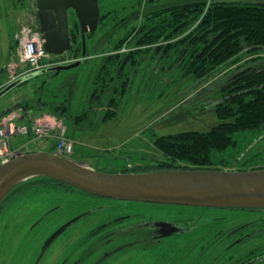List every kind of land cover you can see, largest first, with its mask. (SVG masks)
I'll return each instance as SVG.
<instances>
[{"label":"rangeland","instance_id":"1","mask_svg":"<svg viewBox=\"0 0 264 264\" xmlns=\"http://www.w3.org/2000/svg\"><path fill=\"white\" fill-rule=\"evenodd\" d=\"M135 1L100 0L99 27L92 40L85 42L88 57L69 54L54 61L68 65L85 60L86 65L61 71L56 77L42 74L31 78L0 99V111L24 99L32 102L39 86L43 87L45 96L50 92L55 96L52 99L43 95L44 103L58 102L62 96L58 90L64 89L67 92L64 95L69 94L71 82L76 79L78 87L74 89L73 97L66 99L68 110L64 115L68 138L75 143V161L95 170L113 172L136 171L161 164L193 166L196 159L192 158V152L184 156L172 155L163 150L159 141L181 133L211 131L219 123L211 106L194 115L188 111L189 107L181 106L188 102L192 106H199L201 102L207 105L208 99L212 105L211 97L215 98V90L225 76L240 66L262 61L264 53L241 56L217 70L191 92H181L175 100L172 97L177 87L170 94L167 90L158 91L161 88L155 87L157 84L152 86L143 73L148 85L142 89L143 83L140 85L138 78L133 76L117 116L103 123L100 117L104 114L98 112L97 119L86 120L83 106L91 85V73L96 68L90 58L131 51L123 38L139 23H128L117 31L116 26L119 22L125 24L128 19L125 17L132 11L127 10V6L136 5ZM0 2L4 4L0 16L4 19L3 25L14 28L15 36L31 38L39 34L33 0ZM142 2L145 7L150 3ZM208 6L207 2L206 9ZM159 17L164 19L165 15ZM183 17L187 19L189 15L185 13ZM111 33H115L114 38L109 36ZM120 42V48L114 49ZM254 66L264 67L260 63ZM75 118L81 120L74 123ZM254 138L233 137L235 144L226 149L204 152L200 167L229 171L264 169V145L258 144L259 139L253 143L249 141ZM21 142L26 144L24 152H50L52 146L50 141L29 142L28 138H21ZM32 180L47 183L34 182L31 187L27 186L26 183ZM29 181L17 185L0 203L3 207L0 208V264H72L82 259V264H245L243 259L251 260L248 264H264L260 259L264 258L261 256L264 253V215L111 200L54 185L47 179ZM155 220L187 228L157 242L148 239L142 228ZM252 252L259 254L253 256ZM254 257H259V263Z\"/></svg>","mask_w":264,"mask_h":264},{"label":"trees","instance_id":"2","mask_svg":"<svg viewBox=\"0 0 264 264\" xmlns=\"http://www.w3.org/2000/svg\"><path fill=\"white\" fill-rule=\"evenodd\" d=\"M145 1L150 2L148 7L143 6L142 0L135 1L136 5H128L127 10H132L130 15L125 17L128 19L125 24L119 22L116 26L117 31V29L125 28L128 23L136 21L139 23L123 38L127 40V46L131 51L107 53L104 56L90 58L96 68L91 73V85L86 96V104L83 106L84 119L95 120L99 117L97 113L103 112L104 115L100 119L104 123L117 116L122 108V101L130 90L129 82L133 80V76L138 78L140 85L143 83L142 89L147 88L146 81L152 82V86L157 84L155 87L161 88L158 91L167 90L169 94L173 88L177 87L172 97L175 100L181 92H184L183 94L191 92L200 83L210 79L217 70L234 63L241 56L256 52L264 53V0L213 2L194 0L192 3L191 0H161L157 4L153 2L155 0ZM207 2L209 6L206 9ZM185 13L186 16L189 15L187 19L183 17ZM161 15H165L164 19L159 17ZM183 34L185 35L182 38H178ZM121 44L122 42L117 44L114 49H119ZM78 46L80 48V45ZM86 51L85 44L84 52L88 57ZM255 63L264 66V59L240 66L236 71L225 76L221 85L215 90L216 93L213 95L215 98L211 97L214 100L212 105L208 99L207 105L201 102L199 106L194 104L192 106L188 102L181 106L189 107L188 111L191 115L211 106L219 120L218 125L211 131L181 133L159 141L163 144V150L166 153L184 156L192 152V158L196 159L195 165L177 167L161 164V166L132 170V172L215 170L200 167L204 161L203 153L226 149L235 144L233 137L242 136L247 140L255 136L253 140L251 139L252 141H249L253 143L255 139H259L258 144L264 145V67L258 68L254 66ZM81 65H86L85 60L81 62ZM130 68V71H126ZM143 73L148 80H144ZM72 81L70 88L72 93L64 95V89L58 90L62 94L58 102L44 103L42 101L44 90L42 86H39L34 91L35 98L32 102L24 99L13 107L35 109L43 105L34 116L48 113L65 122V110H68L66 99L68 96L73 97L74 89L78 87V84H75L77 80ZM50 95L52 92L48 93V96L55 99V96ZM40 100L42 102H39ZM8 110L9 108L6 112ZM2 115L3 113H0V117ZM79 120L81 119L75 118L74 123ZM216 170L222 171V169ZM34 179L48 180L49 178ZM206 209L264 215V211ZM258 254L251 253L253 256ZM261 256H264V253ZM254 258L259 263V257ZM260 259L264 261L263 257ZM248 261L251 260L243 259V262Z\"/></svg>","mask_w":264,"mask_h":264},{"label":"water","instance_id":"3","mask_svg":"<svg viewBox=\"0 0 264 264\" xmlns=\"http://www.w3.org/2000/svg\"><path fill=\"white\" fill-rule=\"evenodd\" d=\"M35 4L43 48L48 54L60 56L69 49L68 9L73 10L82 29L94 32L97 27L98 0H35ZM82 41L84 50L85 39ZM81 62L60 64L25 75L4 87L0 99L31 78L45 73L56 77L61 71L79 67ZM34 178H49L83 193L111 200L264 211V169L109 173L45 151L19 153L0 165V203L17 185ZM171 233L173 230L169 228L164 236Z\"/></svg>","mask_w":264,"mask_h":264},{"label":"built area","instance_id":"4","mask_svg":"<svg viewBox=\"0 0 264 264\" xmlns=\"http://www.w3.org/2000/svg\"><path fill=\"white\" fill-rule=\"evenodd\" d=\"M18 47L12 51L4 64L5 79L0 89L17 79L48 67L55 66L53 57L43 48L38 35L31 38H16ZM22 107H13L0 117V165L22 152L26 144H18V138L29 142H52L50 153L70 159L74 153V142L68 138L64 122L50 115L33 117Z\"/></svg>","mask_w":264,"mask_h":264},{"label":"flooded vegetation","instance_id":"5","mask_svg":"<svg viewBox=\"0 0 264 264\" xmlns=\"http://www.w3.org/2000/svg\"><path fill=\"white\" fill-rule=\"evenodd\" d=\"M33 1H34V4H35V0H33ZM35 8H36V4H35ZM98 8H99V19H98V22H97V27H96V29H95L94 32H89V31H86L85 29H82L80 27V24H79V22H78V20L76 18L75 13L73 12V10H71V9H68L67 10V35H68V39H69V49L66 52H64L62 55H60V56L69 55V54H74L76 56L77 55L78 56H81L83 54L84 50L82 49L83 48L82 47V43H83L82 39L84 38L85 39V42H87L88 40H92V38L94 37V35H95V33H96V31H97V29L99 27L100 17H101L100 0H98ZM35 17H37V16L35 15ZM36 26H37L39 35L41 36V34H40V25H39L38 20H36ZM57 28L58 27H56V29ZM114 35H115L114 33L111 34V36H113V38H114ZM78 45H80V48H79ZM86 53H87V51H86ZM60 56H52V57L59 58ZM50 75H52V73H50ZM39 102H42V101L40 100ZM42 106L35 107V109H31V110H25V115H27L26 113L33 114L34 112L40 111L42 109ZM74 151H75V145H74ZM144 169L145 168H142V170H144ZM132 170L133 169L126 170L124 172H129V171H132ZM98 171H102V172L103 171H106L107 172V170H101V169H99ZM42 180H44V179H42ZM48 180H50V179H48ZM54 181L53 180H50L49 182L51 184H54V185L57 184V185H62L64 187H67V185H63L61 183H57V182H54ZM34 182H44V183H47L46 181H33L32 180V181L27 182L26 184H27V186H30L31 187L32 185H34ZM26 184H24V185H26ZM24 185H22V186H24ZM0 208H3V207L0 206ZM168 224L169 223H166L164 221L155 220V221H152V222H149V223L144 224L142 226V228L145 229L146 234L148 236L147 237L148 239H150V240H153L154 239L157 242H159V240L161 241L162 239H165V238H168V237H171V236H174V235H178L179 233L184 232L186 230V228H187L185 226L179 227L178 225H175V224H172V225L171 224L168 225ZM169 228H172L173 233H171L169 236H164V233ZM82 258H84V257H82ZM82 261H83V259L80 260L79 262L77 260H75V261H73L72 264H82ZM93 264H96V263H93ZM245 264H248V263H245Z\"/></svg>","mask_w":264,"mask_h":264},{"label":"crops","instance_id":"6","mask_svg":"<svg viewBox=\"0 0 264 264\" xmlns=\"http://www.w3.org/2000/svg\"><path fill=\"white\" fill-rule=\"evenodd\" d=\"M3 3L0 2V16H2L3 12ZM4 19L0 18V85L4 81L5 73H4V64L7 61V58L11 52V48L14 46L16 42L17 36L14 35L15 30L10 26L3 25ZM5 109L1 110L0 112L4 111ZM23 138V137H21ZM17 139V144H19L20 139ZM22 143V142H21Z\"/></svg>","mask_w":264,"mask_h":264},{"label":"bare ground","instance_id":"7","mask_svg":"<svg viewBox=\"0 0 264 264\" xmlns=\"http://www.w3.org/2000/svg\"><path fill=\"white\" fill-rule=\"evenodd\" d=\"M226 152V151H225ZM245 153V152H244ZM220 156H221V154H220ZM226 158V157H225ZM108 168V167H107ZM253 169V168H252ZM192 209V208H191ZM197 210V209H196ZM200 210V209H199Z\"/></svg>","mask_w":264,"mask_h":264}]
</instances>
